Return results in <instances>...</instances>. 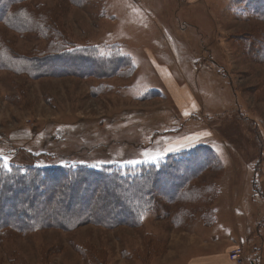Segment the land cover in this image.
Returning a JSON list of instances; mask_svg holds the SVG:
<instances>
[{"label": "rangeland", "instance_id": "374dc122", "mask_svg": "<svg viewBox=\"0 0 264 264\" xmlns=\"http://www.w3.org/2000/svg\"><path fill=\"white\" fill-rule=\"evenodd\" d=\"M30 5L58 12L54 17L64 40L102 55L118 52L132 60L135 72L80 79L0 70V155L10 166L136 168L206 145L219 164L218 173L207 176L214 185L215 218L207 227L195 214L188 228L175 229L159 207L143 217L140 229L88 225L70 233L36 232L0 247L5 264L15 251L26 264H88L97 249L102 255L93 264H162L172 242L185 236L180 233L204 235L215 226L212 233L225 237L231 208L239 210L240 203L261 235L264 61L256 52L264 51L258 49L264 44L262 21L239 0L197 6L185 0H32ZM7 36L13 51L34 59L47 45L33 34ZM242 235L247 239L250 231ZM259 238L248 264L262 260Z\"/></svg>", "mask_w": 264, "mask_h": 264}, {"label": "trees", "instance_id": "16d2710c", "mask_svg": "<svg viewBox=\"0 0 264 264\" xmlns=\"http://www.w3.org/2000/svg\"><path fill=\"white\" fill-rule=\"evenodd\" d=\"M31 2L0 0V29L6 31L0 30V70L30 77L80 79H107L135 72L132 60L118 52L102 55L95 48L77 47L64 40L54 17L58 12L53 15L41 5L29 6ZM239 3L264 23V0ZM9 31L39 36L47 45L35 59L20 55L10 47ZM262 48L264 44L258 49ZM256 58L264 61V51L261 56L256 52ZM263 147L261 141L260 161ZM10 168L11 171L0 169V247L48 230L70 233L88 225L107 230L140 229L143 217L159 207L161 216L170 219L175 229L188 228L195 214L201 216L207 227L214 223V185L207 176L217 174L219 164L206 145L169 156L158 165L136 168H94L85 164ZM97 251L95 257H89L88 264L101 258L102 251ZM10 262L26 264L16 251L11 253ZM0 264H5L3 258Z\"/></svg>", "mask_w": 264, "mask_h": 264}, {"label": "crops", "instance_id": "0c3cea01", "mask_svg": "<svg viewBox=\"0 0 264 264\" xmlns=\"http://www.w3.org/2000/svg\"><path fill=\"white\" fill-rule=\"evenodd\" d=\"M205 1L185 0L188 6H197ZM185 89L191 91L187 85ZM231 190L234 193L235 188H231ZM232 198H236V195L234 194ZM218 203L215 202L214 204L216 209L219 208ZM246 210V207L241 203L239 204V210L231 208V218H228V222L225 225V228H227L225 237L221 236L220 232L217 235L212 233L215 226L204 230V235L189 232L180 233L185 236L178 238L179 243H176L177 240L172 242L174 248L172 247L173 249L164 257L162 264H248V259L257 255V251L253 252L255 250L253 248L256 247L257 243H260L259 237L262 236L264 240V227L262 232H260L261 235L257 237L255 234L257 223L256 221L252 223L249 217L243 215L242 212L248 214ZM249 223H251L250 227ZM244 229L250 231V237L247 239H244L242 235ZM238 247L244 250L246 257V259L244 257L242 263H238L230 257L232 251ZM262 256L260 264H264V252Z\"/></svg>", "mask_w": 264, "mask_h": 264}, {"label": "built area", "instance_id": "2783aa9c", "mask_svg": "<svg viewBox=\"0 0 264 264\" xmlns=\"http://www.w3.org/2000/svg\"><path fill=\"white\" fill-rule=\"evenodd\" d=\"M231 259L237 261L238 263H242L245 257L244 250L241 247L235 248L231 253ZM252 264H255L254 262Z\"/></svg>", "mask_w": 264, "mask_h": 264}, {"label": "snow or ice", "instance_id": "6c2138e0", "mask_svg": "<svg viewBox=\"0 0 264 264\" xmlns=\"http://www.w3.org/2000/svg\"><path fill=\"white\" fill-rule=\"evenodd\" d=\"M0 169L11 171L8 157L0 155Z\"/></svg>", "mask_w": 264, "mask_h": 264}]
</instances>
